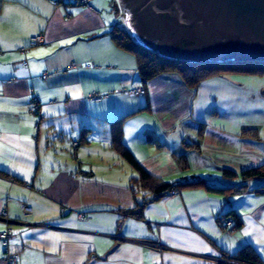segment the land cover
I'll return each mask as SVG.
<instances>
[{
  "label": "crops",
  "instance_id": "0c3cea01",
  "mask_svg": "<svg viewBox=\"0 0 264 264\" xmlns=\"http://www.w3.org/2000/svg\"><path fill=\"white\" fill-rule=\"evenodd\" d=\"M116 5L0 0V232L10 228L9 251L20 264H238L229 259L250 245L264 264L262 182L224 177L264 165V77L223 75L193 89L166 73L145 85L136 54L113 37L125 29ZM39 34L45 44L31 46ZM142 87L144 97L123 91ZM94 92L109 97L94 103ZM120 119L122 142L151 176L237 192L195 185L151 201L153 190H133L138 173L113 142ZM145 202L141 218L126 214ZM232 208L239 229L223 220Z\"/></svg>",
  "mask_w": 264,
  "mask_h": 264
},
{
  "label": "water",
  "instance_id": "95a60500",
  "mask_svg": "<svg viewBox=\"0 0 264 264\" xmlns=\"http://www.w3.org/2000/svg\"><path fill=\"white\" fill-rule=\"evenodd\" d=\"M146 4L159 28L174 37L160 44L142 42L154 53L196 64L264 60V0H147ZM128 29L136 39L131 24Z\"/></svg>",
  "mask_w": 264,
  "mask_h": 264
},
{
  "label": "trees",
  "instance_id": "16d2710c",
  "mask_svg": "<svg viewBox=\"0 0 264 264\" xmlns=\"http://www.w3.org/2000/svg\"><path fill=\"white\" fill-rule=\"evenodd\" d=\"M64 1V0H62ZM114 39L123 47L134 52L139 61V74L141 81L146 85L151 80L166 74L177 73L181 76L183 81L191 88L196 89L203 82L217 78L223 75H246V76H264V60L260 59H247V60H233L228 59L222 62L210 63H190L182 60H173L163 58L154 54L133 41L125 29L115 27L113 29ZM145 88V87H144ZM146 95H147V89ZM145 95V96H146ZM122 119L113 123V142L114 145L121 148V154L124 159L131 165V167L138 173L137 178L132 180V188L137 186L140 189L153 190V198L151 201L156 200L164 195L178 193L179 188L195 185H204L217 194H225L227 192H237V185L222 186L215 183H208L206 180L199 179L194 181L170 183L159 180L151 176L135 158L133 153L122 142ZM224 177L230 180L240 179L243 183L252 180H261V184L256 189L259 193L264 192V165L258 168H253L242 172L237 175L233 172H225ZM238 177V178H237ZM148 202L138 204L135 209L126 211V214L131 217L141 218L142 210ZM234 221L232 229H239L243 226L242 220L238 213L232 208L223 215V220ZM230 229V228H229ZM238 264H262L257 251L250 245L242 247L230 259Z\"/></svg>",
  "mask_w": 264,
  "mask_h": 264
},
{
  "label": "flooded vegetation",
  "instance_id": "af4514ba",
  "mask_svg": "<svg viewBox=\"0 0 264 264\" xmlns=\"http://www.w3.org/2000/svg\"><path fill=\"white\" fill-rule=\"evenodd\" d=\"M146 2L147 0H117L118 8L124 17V25L127 33L133 39L135 44L138 46L150 51L149 49L143 47V43L147 44H160L162 42H167L168 39L173 36L166 34L167 30H162L159 28V20L152 14H148L146 11ZM131 24L133 31L135 32L136 39H139V42L136 41L131 32H129L128 26ZM137 27V28H135ZM174 36L175 34L172 33ZM174 38V37H173ZM143 42V43H142ZM165 42V43H166ZM185 44H192L186 42ZM154 46V45H153ZM152 52V51H150ZM154 53V52H152ZM163 58H168L159 53H154ZM171 59V58H168ZM175 60V59H173Z\"/></svg>",
  "mask_w": 264,
  "mask_h": 264
},
{
  "label": "built area",
  "instance_id": "2783aa9c",
  "mask_svg": "<svg viewBox=\"0 0 264 264\" xmlns=\"http://www.w3.org/2000/svg\"><path fill=\"white\" fill-rule=\"evenodd\" d=\"M74 1L81 6H87L90 4L91 0H74ZM45 42H46V38H45L44 34H39V35L34 36L30 39V45L31 46L44 45ZM44 78H47V75H44L43 79ZM123 91L130 94V95H135V96L144 97L146 95V90L143 87L137 88V89H132L129 91H125V90H123ZM108 97H109V95H101L99 93L94 92L90 95L89 99L94 103H99ZM38 109H39L38 105L34 104V106L32 107V112H37ZM74 146L77 147L78 143L77 142L74 143ZM172 194H175V193H172ZM3 214L6 215V212H3ZM3 217L6 218L5 216H3ZM230 223H231L230 221H226L225 225L230 226ZM10 239H11L10 228H7L6 230L0 232V241L2 243L4 250H5V256H6L7 264H20V255L18 253H12L9 251ZM154 247L157 248L158 245H154ZM159 248H162V247L159 246Z\"/></svg>",
  "mask_w": 264,
  "mask_h": 264
},
{
  "label": "rangeland",
  "instance_id": "374dc122",
  "mask_svg": "<svg viewBox=\"0 0 264 264\" xmlns=\"http://www.w3.org/2000/svg\"><path fill=\"white\" fill-rule=\"evenodd\" d=\"M75 3H76V2H75ZM76 4H78V3H76ZM78 5H79V4H78ZM116 9H117L118 13L121 14V12H120V10H119V8H118V4L116 5ZM121 15H122V14H121ZM122 18H123L122 21H124V17H123V16H122ZM122 23H123V26L125 27L124 22H122ZM125 30H126V28H125ZM36 36H37V35H36ZM258 77H260V76H258ZM263 77H264V76H263ZM263 77H261V78H263ZM165 182H169V181H166V180H165ZM233 198H234V196L232 195V196H231V199H233ZM4 212H5V211H4ZM3 216L6 217V215H4V214H3ZM229 257H230V256H229ZM228 259H229V258H228ZM229 260H230V259H229Z\"/></svg>",
  "mask_w": 264,
  "mask_h": 264
}]
</instances>
